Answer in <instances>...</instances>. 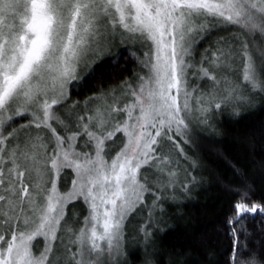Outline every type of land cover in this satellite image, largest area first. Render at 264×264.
Instances as JSON below:
<instances>
[{
    "label": "snow or ice",
    "instance_id": "obj_1",
    "mask_svg": "<svg viewBox=\"0 0 264 264\" xmlns=\"http://www.w3.org/2000/svg\"><path fill=\"white\" fill-rule=\"evenodd\" d=\"M258 94L264 0H0V264H131L133 219L154 264L165 205L201 183L193 128ZM227 190L205 264H264L246 227L264 204Z\"/></svg>",
    "mask_w": 264,
    "mask_h": 264
},
{
    "label": "trees",
    "instance_id": "obj_2",
    "mask_svg": "<svg viewBox=\"0 0 264 264\" xmlns=\"http://www.w3.org/2000/svg\"><path fill=\"white\" fill-rule=\"evenodd\" d=\"M205 46L207 42L201 48ZM118 50L123 51V48L117 41L112 52ZM121 63H124L123 58ZM131 75V72H125L114 76L102 87H115ZM93 94L85 92L80 96L73 95V99L84 100ZM251 99L252 106H237L239 115H233L229 109L224 116L216 117L212 128H193L191 146L183 145L185 152L199 162V168L192 174L201 183L187 197L165 205L166 223L161 225L164 231L157 233L154 246L148 249L153 253L154 264H205L206 249L212 248L219 253L221 245L227 248L229 241L223 234L218 241L213 234V243H207L208 235L231 206L232 197L227 186L250 184L255 190L252 202L264 204V94ZM182 163L191 171L187 162ZM246 227L249 247L264 259L260 256L264 251L261 217L248 218ZM136 228L138 222L133 219L127 228V250L139 254L130 255L128 260L131 264H143L142 237L138 236ZM39 246H43L42 240Z\"/></svg>",
    "mask_w": 264,
    "mask_h": 264
},
{
    "label": "rangeland",
    "instance_id": "obj_3",
    "mask_svg": "<svg viewBox=\"0 0 264 264\" xmlns=\"http://www.w3.org/2000/svg\"><path fill=\"white\" fill-rule=\"evenodd\" d=\"M119 42V41H118ZM82 101V100H81ZM26 120H20L18 123H26Z\"/></svg>",
    "mask_w": 264,
    "mask_h": 264
}]
</instances>
